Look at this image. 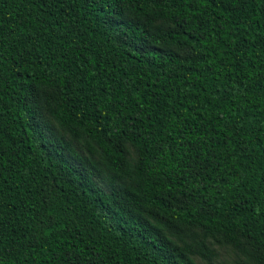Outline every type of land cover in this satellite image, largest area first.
I'll return each mask as SVG.
<instances>
[{
  "label": "trees",
  "instance_id": "trees-1",
  "mask_svg": "<svg viewBox=\"0 0 264 264\" xmlns=\"http://www.w3.org/2000/svg\"><path fill=\"white\" fill-rule=\"evenodd\" d=\"M208 238L264 264V0H0V264H213Z\"/></svg>",
  "mask_w": 264,
  "mask_h": 264
},
{
  "label": "rangeland",
  "instance_id": "rangeland-1",
  "mask_svg": "<svg viewBox=\"0 0 264 264\" xmlns=\"http://www.w3.org/2000/svg\"><path fill=\"white\" fill-rule=\"evenodd\" d=\"M46 116L47 121L50 123L53 132L59 137L70 143L72 148L78 153L85 154L83 156H89V152L87 150V143L83 140L73 139L70 133L66 130L61 129L52 119L51 117ZM126 148L129 151V156L132 161H135L137 158L135 149L130 145H127ZM98 159V157H97ZM113 174L104 169L101 170L99 175L96 176V181L99 186L106 190H111V184L117 183L116 181H111V177ZM112 182V183H111ZM196 233L199 235V238H202V232L200 230H196ZM207 244L211 250L216 253V258L213 261V264H258V262L251 256L247 255L244 252H241L234 248L231 245H226L218 242L216 239L208 238ZM196 261L200 264H206L205 261L196 257Z\"/></svg>",
  "mask_w": 264,
  "mask_h": 264
}]
</instances>
